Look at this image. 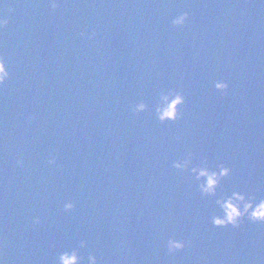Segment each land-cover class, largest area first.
Returning <instances> with one entry per match:
<instances>
[{
  "label": "water",
  "instance_id": "1",
  "mask_svg": "<svg viewBox=\"0 0 264 264\" xmlns=\"http://www.w3.org/2000/svg\"><path fill=\"white\" fill-rule=\"evenodd\" d=\"M59 3L0 0L3 264H59L82 240V264H264V224L211 222L233 191L264 198V0ZM173 91L181 118L162 123ZM189 153L232 169L217 195L173 167ZM171 238L187 247L170 253Z\"/></svg>",
  "mask_w": 264,
  "mask_h": 264
},
{
  "label": "clouds",
  "instance_id": "2",
  "mask_svg": "<svg viewBox=\"0 0 264 264\" xmlns=\"http://www.w3.org/2000/svg\"><path fill=\"white\" fill-rule=\"evenodd\" d=\"M51 7L53 9L59 8V0H50ZM9 11H14L9 9ZM190 18V14L185 11L182 14L176 16L172 20V24L176 27L184 26ZM10 20L5 17H0V29L8 27ZM81 36L86 38H93L95 33L91 37L88 33L82 32ZM11 78V73L8 68L6 59L2 53H0V85H4ZM217 89L224 91L227 94L229 84L225 81H217ZM164 103L158 106L156 114L158 119L162 123L169 121L175 122L181 118L180 106L185 103V97L180 92H169L163 95ZM148 110L146 103H138L133 108L134 113L145 112ZM35 119V117H33ZM177 140H182V137L177 136ZM192 153L188 154L187 158H183L174 162L173 167L177 170L185 171L191 168V172L195 175L196 180L201 181L199 184V190L205 196L217 195V189L221 186L222 182L232 175V169L225 164H220L218 170H212L207 166V160L204 161L203 166L191 167L192 165ZM49 164L55 165L56 159L52 157L49 159ZM17 164L23 166V159H18ZM223 210V215L212 217V224L217 227H227L232 225L233 227H239L242 220L247 217L252 222L264 224V198L257 199V196L250 195L247 192L233 191L231 195H227L224 198L217 201ZM76 205L72 201H68L64 205L66 212H71ZM34 224L39 225L41 223L40 218H34ZM88 243L85 240L80 241L79 248H87ZM168 251L175 253L178 250L183 251L187 245L183 240H177L171 238L167 242ZM79 248H74L71 251H64L59 255V264H82L83 257L80 255ZM90 264H99L96 255L91 254L88 256ZM0 264L3 261L0 260Z\"/></svg>",
  "mask_w": 264,
  "mask_h": 264
}]
</instances>
